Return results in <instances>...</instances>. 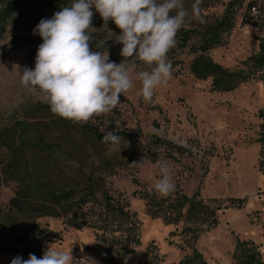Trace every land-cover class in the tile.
<instances>
[{"label": "rangeland", "instance_id": "obj_1", "mask_svg": "<svg viewBox=\"0 0 264 264\" xmlns=\"http://www.w3.org/2000/svg\"><path fill=\"white\" fill-rule=\"evenodd\" d=\"M196 2L184 0L189 16L170 50L173 74L151 102L138 95V73L147 66L136 60L135 86L113 111L87 124H62L50 110L39 109L47 104L22 85L21 74L25 67L34 69L42 43L33 29L71 0H0V14L9 12L0 31V264H11L17 255L27 259L23 250L7 246L18 236L33 240L35 233L41 256L51 245L72 252L74 264H178L195 253L207 264H235L236 246L243 242L264 259V79L217 91L211 79L190 72L193 47L208 24L228 12L233 28L210 57L234 69L258 53L264 47V0H199L202 19L192 15ZM92 11L91 50L101 51L96 42L106 40L105 51L119 64L122 45L109 31L120 30L111 20L105 27ZM184 32L189 38L181 46ZM28 122V129L19 125ZM83 126L136 132L138 141L124 138L114 146L86 134ZM34 138L54 147H40ZM156 150L160 156L149 158ZM163 163L175 183L168 196L154 190ZM90 174L94 194L87 187ZM70 189L75 193L69 201H54V194ZM102 192L117 211L104 209ZM145 194L163 200L195 196L210 209L204 216H180L183 209L172 220L154 217ZM81 197L88 200V223L79 229L70 219Z\"/></svg>", "mask_w": 264, "mask_h": 264}, {"label": "clouds", "instance_id": "obj_2", "mask_svg": "<svg viewBox=\"0 0 264 264\" xmlns=\"http://www.w3.org/2000/svg\"><path fill=\"white\" fill-rule=\"evenodd\" d=\"M199 0L192 5V15L199 16ZM95 9L105 27L111 20L120 33H111L122 45L119 64L105 51L106 40L90 44L96 29L92 26ZM189 10L184 0H71L51 18H43L33 29L42 43L38 46L35 67H25L21 83L41 97L50 111L78 124L108 114L121 102L120 97L135 86L132 76L136 60L147 70L138 73V95L151 102L155 89L167 84L173 74L169 51L176 46L178 31L185 25ZM202 19V18H201ZM102 141L119 146L122 137L103 131ZM140 163V162H139ZM134 163V164H139ZM160 178L154 190L168 196L175 190L172 169L167 163L159 168ZM72 252L49 245L43 255H17L11 264H74Z\"/></svg>", "mask_w": 264, "mask_h": 264}, {"label": "trees", "instance_id": "obj_3", "mask_svg": "<svg viewBox=\"0 0 264 264\" xmlns=\"http://www.w3.org/2000/svg\"><path fill=\"white\" fill-rule=\"evenodd\" d=\"M254 4H249V9L254 7ZM9 17V12H3L0 14V31H4L6 25V19ZM233 28V14L228 12L221 19L216 21L215 23L208 24L206 32L201 35L200 42L193 47L192 52L195 54L194 58L190 63V72L197 79H211V85L214 90L217 91H231L236 89L239 85L247 82H251L254 80H262L264 79V47H261L260 51L254 55H251L244 59L237 68H226L221 64L213 61L210 57L209 52L211 49L224 45L225 43V34L228 33ZM189 38L188 32H184L181 34V46H186V41ZM172 51L168 53V59H173L174 54ZM39 109L50 110L48 105H45ZM54 119H58L62 124H69L71 121L56 116ZM19 125L24 126V129H28L30 127L31 122L28 123H19ZM16 131V129H14ZM83 130L86 134L92 135L97 140L102 141L103 135L99 129L93 130L89 127H84ZM120 135L122 139H132L136 138L135 141H138L137 136L138 133H130V132H115ZM129 133V134H128ZM36 140V144L40 147L44 148H53L54 146L47 144V142L42 138H34ZM30 142V141H29ZM162 143L168 144L166 148H172L173 144L170 142L161 141ZM104 143V142H103ZM173 149V148H172ZM151 152V151H150ZM170 153H168L169 155ZM160 156V151H152L149 154V158L155 159ZM88 188H90L91 193H95L96 190L92 187L94 186V178L91 174L88 176ZM75 193L74 189H70L69 191L62 192L60 194H54L53 199L57 203H63L70 200L72 195ZM105 198L104 209L107 212H115L118 210L113 204L112 200L107 199V192H102ZM110 198V196H109ZM145 198L147 199V204H149L151 208V213L154 217L163 216L167 219H174L172 214H175L178 210L185 209L184 213H180L179 215L190 217L196 216H204L207 211H209L210 206L203 202L202 200L197 199L195 196L188 197L187 195H181L174 200L172 199H158L153 196H149L145 194ZM88 202L87 198H80L75 206L77 210H75L70 221L79 229L83 228L88 220L86 218L87 211H84V206ZM171 213V214H170ZM52 215H59L53 214ZM178 215V217H180ZM81 217V218H80ZM175 217V216H174ZM176 217V218H178ZM37 233L32 235V239L26 235L18 236L13 238V246H7L12 250L21 249L24 253H34L37 257L41 256V250L37 246L38 240H36ZM247 243H238L236 246L235 253L233 255L235 264H264V259L260 256V253L253 250L254 248H247ZM178 264H207L206 260L203 258L201 254L195 253L191 257H185Z\"/></svg>", "mask_w": 264, "mask_h": 264}, {"label": "built area", "instance_id": "obj_4", "mask_svg": "<svg viewBox=\"0 0 264 264\" xmlns=\"http://www.w3.org/2000/svg\"><path fill=\"white\" fill-rule=\"evenodd\" d=\"M254 9H255V7H254Z\"/></svg>", "mask_w": 264, "mask_h": 264}]
</instances>
